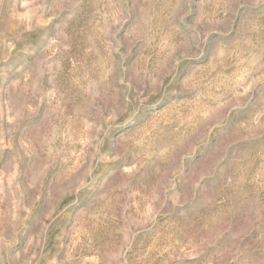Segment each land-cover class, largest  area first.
Wrapping results in <instances>:
<instances>
[{"label": "rangeland", "instance_id": "obj_1", "mask_svg": "<svg viewBox=\"0 0 264 264\" xmlns=\"http://www.w3.org/2000/svg\"><path fill=\"white\" fill-rule=\"evenodd\" d=\"M0 264H264V0H0Z\"/></svg>", "mask_w": 264, "mask_h": 264}]
</instances>
